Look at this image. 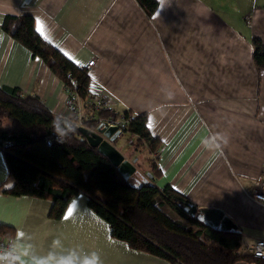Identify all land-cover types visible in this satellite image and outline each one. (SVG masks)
<instances>
[{
    "label": "crops",
    "instance_id": "0c3cea01",
    "mask_svg": "<svg viewBox=\"0 0 264 264\" xmlns=\"http://www.w3.org/2000/svg\"><path fill=\"white\" fill-rule=\"evenodd\" d=\"M8 14L33 15L75 64L95 58L91 93H106L118 111L147 113L162 140L150 156L159 187L223 209L246 237L243 251L264 238V203L251 196L264 179V68L252 43L264 44V0H159L152 17L137 0H0V85L63 116L61 78L3 30ZM124 155L138 156L133 146ZM138 168L149 172L145 156ZM14 184L0 149V223L15 230L17 264H170L112 237L86 195L53 219L52 201L4 192Z\"/></svg>",
    "mask_w": 264,
    "mask_h": 264
},
{
    "label": "trees",
    "instance_id": "16d2710c",
    "mask_svg": "<svg viewBox=\"0 0 264 264\" xmlns=\"http://www.w3.org/2000/svg\"><path fill=\"white\" fill-rule=\"evenodd\" d=\"M137 2L148 17L159 6V0ZM2 28L33 56L41 58L61 80L72 72L81 94L90 93L89 73L42 37L33 15L8 14ZM252 43L254 62L264 68V44L257 38ZM125 114L131 121L122 135L129 136L138 154L137 164L145 156L150 166L149 172L142 173L138 168L130 179H125L106 155L83 139L74 122L54 113L39 96L0 85V148L10 142L4 154L9 175L15 179V184L4 192L52 201L53 219L62 218L72 198L82 193L88 198V206L107 221L112 237L170 264L256 261L251 252L241 250L240 227L227 232L206 226L184 211L191 204L185 194L170 184L159 187L154 182L161 169L150 156L158 151L162 140L148 128L147 113ZM55 134H61V140L48 142L47 138ZM163 203L181 218L168 215ZM14 234L12 226L0 223V235Z\"/></svg>",
    "mask_w": 264,
    "mask_h": 264
},
{
    "label": "built area",
    "instance_id": "2783aa9c",
    "mask_svg": "<svg viewBox=\"0 0 264 264\" xmlns=\"http://www.w3.org/2000/svg\"><path fill=\"white\" fill-rule=\"evenodd\" d=\"M95 62L96 59L93 58L87 63L78 62L76 65L89 73L94 68ZM78 84L79 81L72 72L67 74L65 80H62L64 106L67 115L60 116L74 122L77 127H86L93 131H97L98 127H116L122 135L127 130L131 118L125 112L118 111L112 98L106 93L90 92L83 96L78 89ZM61 138V134H55L49 136L47 141H60ZM8 145L10 142H4L0 149L5 152ZM251 196L264 203V179L260 180L258 187L251 193ZM248 250L257 259L248 262L249 264H262L264 262V238L258 239L255 244L248 247ZM19 259V253L15 248V239L0 235V261L17 264Z\"/></svg>",
    "mask_w": 264,
    "mask_h": 264
},
{
    "label": "water",
    "instance_id": "95a60500",
    "mask_svg": "<svg viewBox=\"0 0 264 264\" xmlns=\"http://www.w3.org/2000/svg\"><path fill=\"white\" fill-rule=\"evenodd\" d=\"M78 131L83 136V139L87 140L91 146L96 147L110 159L125 179L134 177L138 170L137 158L133 160L126 158L121 150L115 146L114 142L121 135L116 127H98L97 131L86 127H78ZM184 211L212 229L227 232L239 229L238 224L221 208L199 207L191 203L184 207ZM236 264L249 263L241 261Z\"/></svg>",
    "mask_w": 264,
    "mask_h": 264
},
{
    "label": "rangeland",
    "instance_id": "374dc122",
    "mask_svg": "<svg viewBox=\"0 0 264 264\" xmlns=\"http://www.w3.org/2000/svg\"><path fill=\"white\" fill-rule=\"evenodd\" d=\"M116 144L115 146L121 150L122 153L126 154L130 149H131V141L128 135H120L117 139H116ZM138 165V164H137ZM142 172V171H141ZM143 173V172H142ZM134 183L138 182L137 179L133 180ZM158 201H161L160 198H158ZM165 212L170 215L171 217L175 218V219H180L181 217L175 212L173 211L167 204L163 203V207H162ZM243 246L241 248V250H244L245 244H246V237H243Z\"/></svg>",
    "mask_w": 264,
    "mask_h": 264
},
{
    "label": "snow or ice",
    "instance_id": "6c2138e0",
    "mask_svg": "<svg viewBox=\"0 0 264 264\" xmlns=\"http://www.w3.org/2000/svg\"><path fill=\"white\" fill-rule=\"evenodd\" d=\"M43 30L41 29V32H42ZM65 55H67V53H65Z\"/></svg>",
    "mask_w": 264,
    "mask_h": 264
}]
</instances>
